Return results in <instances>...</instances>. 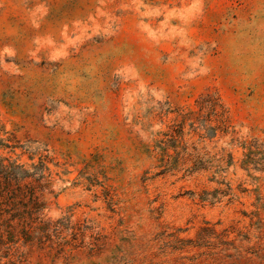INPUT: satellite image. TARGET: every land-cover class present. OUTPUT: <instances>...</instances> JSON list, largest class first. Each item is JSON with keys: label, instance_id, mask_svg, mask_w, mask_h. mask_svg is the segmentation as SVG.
Wrapping results in <instances>:
<instances>
[{"label": "rangeland", "instance_id": "374dc122", "mask_svg": "<svg viewBox=\"0 0 264 264\" xmlns=\"http://www.w3.org/2000/svg\"><path fill=\"white\" fill-rule=\"evenodd\" d=\"M0 264H264V0H0Z\"/></svg>", "mask_w": 264, "mask_h": 264}, {"label": "trees", "instance_id": "16d2710c", "mask_svg": "<svg viewBox=\"0 0 264 264\" xmlns=\"http://www.w3.org/2000/svg\"><path fill=\"white\" fill-rule=\"evenodd\" d=\"M179 155V152H176V156H178Z\"/></svg>", "mask_w": 264, "mask_h": 264}]
</instances>
